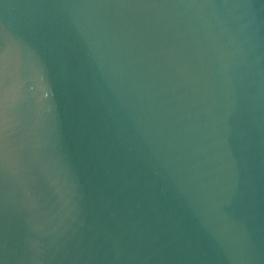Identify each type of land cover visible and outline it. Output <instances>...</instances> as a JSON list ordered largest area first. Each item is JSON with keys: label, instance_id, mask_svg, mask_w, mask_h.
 Here are the masks:
<instances>
[{"label": "water", "instance_id": "obj_1", "mask_svg": "<svg viewBox=\"0 0 264 264\" xmlns=\"http://www.w3.org/2000/svg\"><path fill=\"white\" fill-rule=\"evenodd\" d=\"M0 264H264V0H0Z\"/></svg>", "mask_w": 264, "mask_h": 264}]
</instances>
